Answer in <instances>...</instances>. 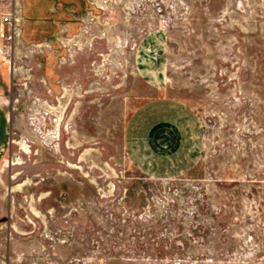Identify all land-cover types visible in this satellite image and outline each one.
<instances>
[{
  "label": "rangeland",
  "instance_id": "obj_1",
  "mask_svg": "<svg viewBox=\"0 0 264 264\" xmlns=\"http://www.w3.org/2000/svg\"><path fill=\"white\" fill-rule=\"evenodd\" d=\"M0 264H264V0H0Z\"/></svg>",
  "mask_w": 264,
  "mask_h": 264
},
{
  "label": "built area",
  "instance_id": "obj_2",
  "mask_svg": "<svg viewBox=\"0 0 264 264\" xmlns=\"http://www.w3.org/2000/svg\"><path fill=\"white\" fill-rule=\"evenodd\" d=\"M11 19L10 15L9 14H5L3 16V21H9Z\"/></svg>",
  "mask_w": 264,
  "mask_h": 264
}]
</instances>
